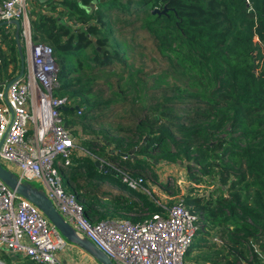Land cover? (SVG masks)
<instances>
[{
	"label": "trees",
	"instance_id": "trees-1",
	"mask_svg": "<svg viewBox=\"0 0 264 264\" xmlns=\"http://www.w3.org/2000/svg\"><path fill=\"white\" fill-rule=\"evenodd\" d=\"M32 6L31 40L51 47L57 67L53 94L74 99L61 109L66 127L76 130L65 115L102 126L98 137L78 144L134 177L158 158L215 177L217 195L182 198L206 220L196 214L201 225L185 255L206 249L210 254L199 264H262L264 254L253 243L259 234L264 241V0H44ZM0 41L8 52L0 49V83H6L18 74L19 59L13 32L2 23ZM103 86L111 89L106 98ZM90 154L73 152L62 177L85 215L138 222L162 209L95 165ZM105 180L136 200L100 192L97 184Z\"/></svg>",
	"mask_w": 264,
	"mask_h": 264
},
{
	"label": "built area",
	"instance_id": "built-area-1",
	"mask_svg": "<svg viewBox=\"0 0 264 264\" xmlns=\"http://www.w3.org/2000/svg\"><path fill=\"white\" fill-rule=\"evenodd\" d=\"M26 5V0H0V23L18 21L27 56L22 74L7 87L5 97V82L0 83V161L17 168L20 180L39 182L61 217L113 264H186L185 253L199 228L196 213L182 200L170 206L159 202L145 186L142 174L131 176L116 163L104 161L78 144L63 121L61 109L68 101L53 94L57 68L52 49L31 40ZM4 27L13 30L10 23ZM73 152L90 154L101 166L118 174L123 184L144 193L162 209L144 213L138 222L85 215L81 201L62 184ZM211 240L221 242L216 235ZM63 244V237L42 212L0 180V249L32 264H62L57 250ZM0 264L10 263L0 258Z\"/></svg>",
	"mask_w": 264,
	"mask_h": 264
},
{
	"label": "rangeland",
	"instance_id": "rangeland-1",
	"mask_svg": "<svg viewBox=\"0 0 264 264\" xmlns=\"http://www.w3.org/2000/svg\"><path fill=\"white\" fill-rule=\"evenodd\" d=\"M38 2V0H36ZM27 2V12L28 10H31V6L29 5L28 0ZM33 7V6H32ZM153 12H158V8H152ZM255 40V39H254ZM20 46L22 49V58H23V68L26 66L27 56L24 54L23 51V45L20 41ZM5 44L0 41V49H2V52L4 54H7ZM264 56V52H262ZM20 66V63H19ZM57 68V67H56ZM11 66L8 67L7 72H10ZM99 79H106L108 76L107 73H100ZM102 95L106 98L110 93V88H106L103 86L102 88ZM63 95V94H62ZM65 96V95H64ZM74 104V99L68 100V105ZM63 114V113H62ZM77 116L79 113H75ZM65 120L69 123H74L76 126V130H72L73 134L80 140L84 138H88L89 136L98 137L102 126L97 123H91L84 120L79 119V117H68V115H65ZM64 118V115H63ZM106 123H110L115 125L113 122V119L108 118ZM82 124H84L85 127L82 128ZM73 129V128H72ZM154 157H158L155 154H151ZM157 160V159H156ZM158 163L156 165L150 166L149 170H144L143 173H141L144 176L145 180V186L149 187L151 194L158 200L159 202L165 204L166 206H170L171 204L178 202L179 200H182V198L187 195V197H206L208 193H212L213 195H217L219 190L215 188L217 184L215 183V177L211 176H204L198 174L194 170V168L191 166L190 168H185L184 165H178L176 163L170 164L168 162H165V160H160L158 158ZM0 164L13 172L15 175L18 174L17 168L10 167L9 165L3 163L0 161ZM113 164V163H112ZM120 170H123L122 168L118 167ZM29 182L31 185L42 189V186L39 182L35 180L26 181ZM83 183V182H81ZM97 189L101 192H107L113 195L116 194H122L126 198H130L131 200H136L134 195H128L127 192H123L121 190H117V188L114 185H111L110 182L107 180L100 182L97 184ZM97 196V195H96ZM98 200H104L101 197L97 196ZM141 210V209H139ZM135 210V211H139ZM198 211V210H197ZM197 211L194 210L196 214ZM200 215V214H198ZM200 220H202V223H205L206 220L202 218V215H200ZM199 227L201 223H198ZM211 234V233H210ZM212 235V234H211ZM257 236V235H256ZM258 239L254 241L253 247L254 250L258 253L264 254V251L261 249V245H264V241H262V236L259 234ZM62 237V236H61ZM212 237V236H210ZM223 240V239H222ZM64 244L61 246L60 250H57L59 252L58 256H62L64 260H66L67 264H97L96 261H94L89 255H87L84 251L81 249H78L74 245L70 244L63 238ZM221 243V242H220ZM217 245L218 247L220 246ZM206 254H210V252L206 249H193L187 256H184V260L186 264H199L202 262L200 259L202 256H205ZM262 257V255H261ZM0 258L3 259L5 262L10 264H25L27 263V259L22 256L15 257L14 255H11L9 251L0 249ZM198 260H195V259ZM263 258V257H262ZM247 261V260H246Z\"/></svg>",
	"mask_w": 264,
	"mask_h": 264
},
{
	"label": "water",
	"instance_id": "water-1",
	"mask_svg": "<svg viewBox=\"0 0 264 264\" xmlns=\"http://www.w3.org/2000/svg\"><path fill=\"white\" fill-rule=\"evenodd\" d=\"M92 5H90V8ZM2 24L10 23L13 25V39L15 42L16 52L19 59V72L11 80L7 81L3 88V94L5 97L6 89L13 80L18 78L23 72V58L22 49L20 46V37L18 33L19 23L16 19H11L9 22L3 21ZM95 165L100 166L98 162ZM0 180L7 185L10 189L14 190L15 193L21 195L34 206H36L42 214L45 216L47 221L59 232V234L70 244L74 245L78 249L84 251L89 255L97 264H113L112 261L99 250L91 241H89L81 233L74 230L57 212L53 207L50 200L45 196L44 192L31 185L29 182L20 180L13 172L4 168L0 164Z\"/></svg>",
	"mask_w": 264,
	"mask_h": 264
},
{
	"label": "crops",
	"instance_id": "crops-1",
	"mask_svg": "<svg viewBox=\"0 0 264 264\" xmlns=\"http://www.w3.org/2000/svg\"><path fill=\"white\" fill-rule=\"evenodd\" d=\"M44 0H38V3L42 2ZM32 2L36 4V0H29V5L31 4V7H32ZM44 8V7H43ZM14 29V28H13ZM13 31V30H12ZM60 252V251H59ZM59 252H57V259L58 261H60L62 264H67L66 263V260H64V258L62 256H58ZM61 253V252H60Z\"/></svg>",
	"mask_w": 264,
	"mask_h": 264
}]
</instances>
